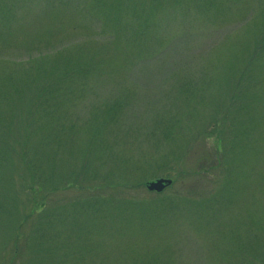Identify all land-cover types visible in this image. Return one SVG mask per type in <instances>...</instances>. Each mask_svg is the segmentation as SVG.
Wrapping results in <instances>:
<instances>
[{
	"label": "rangeland",
	"instance_id": "374dc122",
	"mask_svg": "<svg viewBox=\"0 0 264 264\" xmlns=\"http://www.w3.org/2000/svg\"><path fill=\"white\" fill-rule=\"evenodd\" d=\"M0 264H264V0H0Z\"/></svg>",
	"mask_w": 264,
	"mask_h": 264
},
{
	"label": "water",
	"instance_id": "95a60500",
	"mask_svg": "<svg viewBox=\"0 0 264 264\" xmlns=\"http://www.w3.org/2000/svg\"><path fill=\"white\" fill-rule=\"evenodd\" d=\"M172 184V179L169 177H157L146 181L145 187L149 191L161 192Z\"/></svg>",
	"mask_w": 264,
	"mask_h": 264
},
{
	"label": "trees",
	"instance_id": "16d2710c",
	"mask_svg": "<svg viewBox=\"0 0 264 264\" xmlns=\"http://www.w3.org/2000/svg\"><path fill=\"white\" fill-rule=\"evenodd\" d=\"M46 92V94L49 92V88H43Z\"/></svg>",
	"mask_w": 264,
	"mask_h": 264
},
{
	"label": "bare ground",
	"instance_id": "6f19581e",
	"mask_svg": "<svg viewBox=\"0 0 264 264\" xmlns=\"http://www.w3.org/2000/svg\"><path fill=\"white\" fill-rule=\"evenodd\" d=\"M166 189V188H165Z\"/></svg>",
	"mask_w": 264,
	"mask_h": 264
}]
</instances>
